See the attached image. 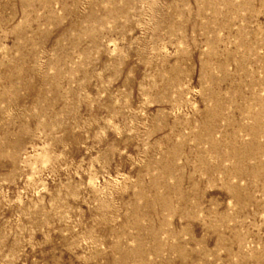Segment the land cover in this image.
<instances>
[{"label":"rangeland","instance_id":"obj_1","mask_svg":"<svg viewBox=\"0 0 264 264\" xmlns=\"http://www.w3.org/2000/svg\"><path fill=\"white\" fill-rule=\"evenodd\" d=\"M0 264H264V0H0Z\"/></svg>","mask_w":264,"mask_h":264}]
</instances>
